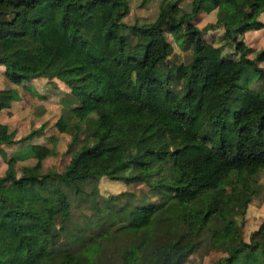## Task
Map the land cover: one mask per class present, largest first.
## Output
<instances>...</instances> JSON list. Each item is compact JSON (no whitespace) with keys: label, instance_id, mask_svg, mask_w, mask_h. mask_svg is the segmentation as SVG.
I'll return each mask as SVG.
<instances>
[{"label":"trees","instance_id":"1","mask_svg":"<svg viewBox=\"0 0 264 264\" xmlns=\"http://www.w3.org/2000/svg\"><path fill=\"white\" fill-rule=\"evenodd\" d=\"M245 5L160 0L151 19L126 23L127 0H0L11 82L0 109L14 85L60 80L68 96L53 124L70 135L63 167L41 170L53 146L6 155L17 138L0 121V264H182L198 248L222 251L207 264H264V213L247 239L235 217L264 196V47L250 56L242 37L263 25L264 0ZM210 28L228 48L204 38ZM166 32L188 49L182 61L167 60ZM101 175L147 187L102 194Z\"/></svg>","mask_w":264,"mask_h":264},{"label":"rangeland","instance_id":"2","mask_svg":"<svg viewBox=\"0 0 264 264\" xmlns=\"http://www.w3.org/2000/svg\"><path fill=\"white\" fill-rule=\"evenodd\" d=\"M163 1V0H161ZM189 0H178L183 7L187 6ZM143 2V3H142ZM160 0H127V7L122 12L121 18L126 23L134 20L151 19L156 11ZM236 9L241 11L246 8V0H236ZM196 20L197 26L202 25L205 21L214 18V11L201 12ZM258 18L263 21V25L258 28H250L243 32L242 37L248 45V54H256L258 49L264 47V10L258 14ZM166 38L172 44V51L168 55L169 63L182 61L188 55V49L176 43L172 35L165 33ZM203 36L215 45H224L225 39L222 36L220 28L207 29ZM260 65H264V54L257 58ZM45 78L35 80L32 90L25 88L22 83L14 85L18 91L19 97L10 102L9 106L0 109V121H5L10 127L15 129L14 137L17 139L12 143L2 144V151L6 155L11 154L15 149L24 145L27 141L37 140L53 146L54 152L46 155L42 161L41 170L48 167L61 169L67 162L69 152L66 150V142L69 140V133L58 131L53 124L54 119L62 109V99L67 97V87L60 80H54V85L45 84ZM11 82L6 80L3 74V66L0 64V87L10 85ZM13 85V84H12ZM62 98V99H61ZM43 122L41 130L29 137L24 135L29 129L37 127ZM23 160V159H22ZM20 159L16 164L21 163ZM5 166L3 157L0 154V172ZM258 182L264 184V168L258 172ZM97 190L102 193H115L121 190H133L138 192L140 189H146V184L139 181L123 182L118 179H111L105 175L98 177L96 182ZM262 190L251 196L245 205L241 215L236 214V221L240 226V232L244 239H247L249 232L254 229L262 218L264 213V196ZM221 250L208 249L203 252L201 249L192 251L182 264H207L211 259L221 254Z\"/></svg>","mask_w":264,"mask_h":264}]
</instances>
